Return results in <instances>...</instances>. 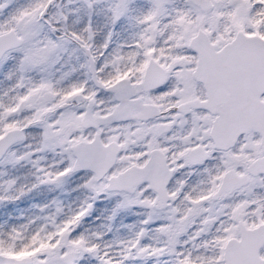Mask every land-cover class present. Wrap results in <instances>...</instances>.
<instances>
[{
	"label": "snow or ice",
	"instance_id": "snow-or-ice-1",
	"mask_svg": "<svg viewBox=\"0 0 264 264\" xmlns=\"http://www.w3.org/2000/svg\"><path fill=\"white\" fill-rule=\"evenodd\" d=\"M0 264H264V0H0Z\"/></svg>",
	"mask_w": 264,
	"mask_h": 264
}]
</instances>
